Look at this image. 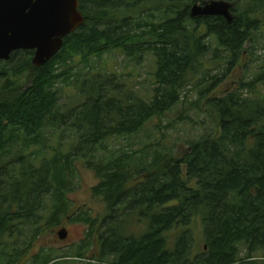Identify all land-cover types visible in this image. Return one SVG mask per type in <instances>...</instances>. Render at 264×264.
Wrapping results in <instances>:
<instances>
[{
    "label": "trees",
    "instance_id": "1",
    "mask_svg": "<svg viewBox=\"0 0 264 264\" xmlns=\"http://www.w3.org/2000/svg\"><path fill=\"white\" fill-rule=\"evenodd\" d=\"M77 1L84 23L50 62L34 67L29 51L0 61V264H62L52 256L54 250L35 252V245L71 213L66 195L76 172L73 159L78 154L89 158L111 138L138 135L152 120L184 105L189 90L197 100L182 107L179 119H189L186 114L200 111L205 102L216 133L190 142L181 158L156 150L148 161L142 150L124 152L104 165L88 161L98 179L91 193L102 200L107 215L101 222L86 212L75 215L74 223L88 227V240L76 248L75 257H84L97 236L93 260L98 264H260L254 254L264 248V99L258 97L264 72L223 98L210 94L259 30L256 15L264 0H250L243 9L231 5L230 24L221 17L191 19L190 8L205 0H170L172 6L164 10L155 0ZM112 51L137 62L145 53L153 56L150 99L95 74L89 81L96 83L93 92L88 94L87 82L80 83L81 93L90 96L87 102L60 112L54 87L61 77L69 81V60L87 63ZM210 53L212 60L206 62ZM219 61L221 71L216 69ZM109 84L112 88L105 90ZM61 129L78 136L73 152H54L38 165L23 161L22 151L42 144L46 131ZM16 145L20 150L10 156ZM140 156L143 162L133 167ZM14 163L16 169H8ZM45 200L53 207L43 221ZM133 215L147 222L140 236L124 233V223ZM194 221L203 229L201 254L193 253L195 241L188 230ZM240 246L247 251L244 258Z\"/></svg>",
    "mask_w": 264,
    "mask_h": 264
},
{
    "label": "rangeland",
    "instance_id": "2",
    "mask_svg": "<svg viewBox=\"0 0 264 264\" xmlns=\"http://www.w3.org/2000/svg\"><path fill=\"white\" fill-rule=\"evenodd\" d=\"M210 1H223L234 7L243 9L250 0H205ZM154 3H158L162 10L167 7H171L170 0H155ZM238 3V4H236ZM260 11V12H259ZM257 17L260 19L259 30L253 33L252 40L244 47L243 53L240 57L239 63L235 66L230 74L226 77L224 82L216 85L215 89L211 92V96L217 98H223L227 94L237 90L241 83L250 82L257 74L264 72V8L259 10ZM200 34H205V30L201 28ZM208 41V40H207ZM208 42H212L209 40ZM215 47V45H213ZM212 53H210L206 62L212 60ZM205 62V63H206ZM211 65V63L209 64ZM69 81L65 83L63 77L59 78L55 84V90L58 93L57 108L60 112L66 113L71 110L77 109L83 103L87 102V94L81 93L80 83H85V88L89 86V92H93L96 89V83L90 84L91 77L95 74H100L103 80L114 79L115 83L125 87V90L133 87V93L140 98L149 100L152 93L153 85V73L155 72L156 63L151 54L145 53L142 55L140 61H134L133 58H127L120 51H112L110 54L103 56L102 58H92L87 63L80 61L78 58L69 60ZM66 66V67H67ZM223 63L218 62V71L223 70ZM59 69V73L66 71L67 68ZM212 70V75L217 74V70ZM115 76V77H113ZM21 84L25 85V79H22ZM112 84V83H111ZM109 84L105 90L111 89ZM92 87V88H91ZM259 98L264 99V88L259 86ZM248 98L256 99V95L245 92L244 94ZM197 100L196 92L189 90L186 92V103L183 105H177L171 112L167 113L161 119H154L149 122L143 131L138 135L131 138H111L107 140L103 146L95 148L89 155V158H81V154H78L77 159L74 160L75 175L73 179V185L70 191L66 195V199L70 204L71 213L67 215L58 225L49 227L41 236L36 245L35 252L40 248L52 249L56 254H52L57 258V263L62 264H98L93 260V257L98 253V237L92 238V246L87 248L83 253L84 257L78 259L75 257L77 253L76 248L82 243L87 242L88 227L82 223H74L75 215L80 213H88L90 218L98 219L100 222L107 215V210L101 199H95L91 193V189L98 183V179L94 172L87 168L86 163L92 162L94 164H107L113 159L119 157L122 153L129 151L137 152L146 150V160H150L154 151H162L164 155L170 154L175 158H181L188 152L189 144L192 141L198 140L203 135L208 133H216L214 126L208 116L207 108H205V102L201 104L200 111H190L186 116L189 119L180 120L178 117L182 107H187L189 103ZM264 126V120L262 121ZM44 142L35 147H31L22 152L23 161H33L38 165L42 159L50 158L54 152L60 154H68L73 152L77 135L73 134L69 130L61 129L59 132L46 131L44 133ZM20 146H12L11 154L18 152ZM9 156V157H10ZM8 158V157H6ZM3 161H7L4 158ZM143 162V157L140 156L133 161L132 166ZM17 163L9 165L8 169H16ZM132 167V168H133ZM52 202L45 200L44 209L40 215V218L45 221L50 218ZM124 233L129 236H140L145 233L147 229V222L144 219L138 218L137 215L130 216V219L124 223ZM194 238L193 253H204V239L203 229L199 221H194L188 227ZM67 230V240L62 242L57 234L60 230ZM96 234H99L96 233ZM173 236V234H169ZM247 251L240 246V258L246 256ZM50 254V255H51ZM258 257L256 262L262 263L264 260L259 259L264 257V248L259 249L254 254ZM264 263V262H263Z\"/></svg>",
    "mask_w": 264,
    "mask_h": 264
},
{
    "label": "water",
    "instance_id": "3",
    "mask_svg": "<svg viewBox=\"0 0 264 264\" xmlns=\"http://www.w3.org/2000/svg\"><path fill=\"white\" fill-rule=\"evenodd\" d=\"M231 4L210 1L190 8L191 19L221 17L232 22ZM84 23L77 0H0V61L14 52H33L31 63L42 67L56 57L64 40ZM67 238L64 229L57 234Z\"/></svg>",
    "mask_w": 264,
    "mask_h": 264
},
{
    "label": "flooded vegetation",
    "instance_id": "4",
    "mask_svg": "<svg viewBox=\"0 0 264 264\" xmlns=\"http://www.w3.org/2000/svg\"><path fill=\"white\" fill-rule=\"evenodd\" d=\"M65 230V229H64ZM66 231V233H67V230H65ZM58 237V236H57ZM67 237H68V233H67ZM67 240V238L65 239V240H61L62 242H64V241H66ZM83 242V241H82Z\"/></svg>",
    "mask_w": 264,
    "mask_h": 264
}]
</instances>
